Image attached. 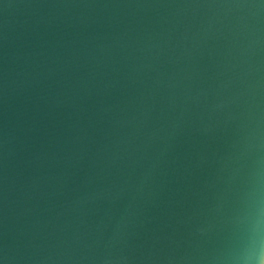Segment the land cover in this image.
Listing matches in <instances>:
<instances>
[{
  "label": "water",
  "instance_id": "95a60500",
  "mask_svg": "<svg viewBox=\"0 0 264 264\" xmlns=\"http://www.w3.org/2000/svg\"><path fill=\"white\" fill-rule=\"evenodd\" d=\"M0 264H264V0H0Z\"/></svg>",
  "mask_w": 264,
  "mask_h": 264
}]
</instances>
